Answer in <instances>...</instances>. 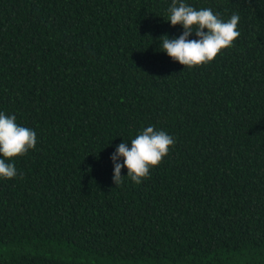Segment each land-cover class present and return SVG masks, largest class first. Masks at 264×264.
Listing matches in <instances>:
<instances>
[{
	"label": "trees",
	"instance_id": "obj_1",
	"mask_svg": "<svg viewBox=\"0 0 264 264\" xmlns=\"http://www.w3.org/2000/svg\"><path fill=\"white\" fill-rule=\"evenodd\" d=\"M183 2L240 17L191 70L159 51L172 0H0V112L38 140L0 179V264H264V0ZM148 126L174 146L116 186Z\"/></svg>",
	"mask_w": 264,
	"mask_h": 264
},
{
	"label": "clouds",
	"instance_id": "obj_2",
	"mask_svg": "<svg viewBox=\"0 0 264 264\" xmlns=\"http://www.w3.org/2000/svg\"><path fill=\"white\" fill-rule=\"evenodd\" d=\"M168 21L172 26L182 25L183 33L178 38L167 35L159 37L160 48L174 61L188 70L211 63L222 50L233 47L234 41L241 35L237 30L240 20L233 14L225 22L211 9L196 10L186 5L183 0H172L168 8ZM207 29L205 32L204 30ZM195 33L198 39L190 40ZM37 135L28 127L19 126L15 115L8 116L0 112V179L11 180L17 177V169L13 163L6 161L26 155L37 145ZM175 140L163 130H155L154 126L143 129L131 140V148L122 142L112 154L113 182L119 186L124 182L122 168H127V177L135 184H140L150 176V169L159 166ZM123 157V163H119Z\"/></svg>",
	"mask_w": 264,
	"mask_h": 264
}]
</instances>
